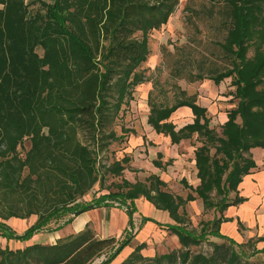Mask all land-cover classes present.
<instances>
[{
    "label": "trees",
    "instance_id": "1",
    "mask_svg": "<svg viewBox=\"0 0 264 264\" xmlns=\"http://www.w3.org/2000/svg\"><path fill=\"white\" fill-rule=\"evenodd\" d=\"M36 3L39 8L31 10ZM178 4L179 0H0V236L29 240L52 221L61 220L50 229L54 231L72 216L100 207H123L133 227L134 200L143 196L168 213L174 223L166 227L183 248L145 257L141 242L120 264H252L243 255L242 243L221 235L219 225L228 220L222 215L228 206L245 200L238 185L256 167L251 148H264V0H213L207 13L218 14L224 27L218 44L227 64L204 70L198 63L193 73L179 60L173 69L175 76L190 82L207 78L219 84L231 78L238 101L226 112L220 134L210 126L207 108L192 96L169 106L150 105L147 123L172 144L196 134L201 142L194 150L199 183L193 187L182 178L190 189L182 198L150 174L144 181L123 179L117 191L84 199L101 181L99 154L128 131L121 127L117 134L113 125L122 106L133 99L134 87L145 80L137 68L149 54L147 34L165 24ZM251 46L253 55L248 56ZM186 67L187 75H181ZM180 106L191 109L193 121L177 128L169 118ZM25 138L30 145L21 156L18 147ZM126 162L124 156L106 170L120 174ZM171 162L153 160L163 169ZM231 192L234 196L229 198ZM196 198L205 209L220 212L199 234L185 227V215L179 212ZM31 215L37 218L22 233L5 222ZM148 221L157 223L147 216L140 223ZM207 235L226 241L212 243L208 254L191 252L189 247ZM130 240L129 234L114 247L115 237L99 238L86 224L55 243L0 247V264H92L102 253L106 258L99 264H110Z\"/></svg>",
    "mask_w": 264,
    "mask_h": 264
},
{
    "label": "rangeland",
    "instance_id": "2",
    "mask_svg": "<svg viewBox=\"0 0 264 264\" xmlns=\"http://www.w3.org/2000/svg\"><path fill=\"white\" fill-rule=\"evenodd\" d=\"M49 1V0H44ZM213 0H179L175 11L170 15L167 22L157 29H153L148 32V49L149 54L144 62H142L137 68L144 75V82L138 84L133 90V99L128 105H123L122 110L119 112V116L115 120L113 129L117 134H121V127L127 129L124 131L121 141L112 142L109 147L99 154V170L102 175L100 183L96 184L92 192L84 196V199L89 200L95 193L98 196L103 193L117 191L119 185H121L123 179L134 178L135 180L144 181L149 175L150 171L146 168L147 153L144 151L142 145H129V139H150L152 136H147L150 125L147 124V115L149 113L150 105L155 104L157 106L171 105L177 103L180 100L194 97L196 103L200 104L201 101H206L212 106L217 104L218 112L225 113L229 109L234 108L238 99L234 96L235 87L231 85V78H225L219 84H215L212 80L204 78L195 81H187L185 77H178L173 74V69L177 61H186L190 70L196 73L198 63H203V68L206 70L210 66L218 65L220 68L226 65V60L223 57V53L219 47V42L223 40L225 35L224 27L219 23L218 14L213 13L209 15L207 13L208 7ZM219 2V1H216ZM38 4L30 5L31 10H36ZM43 11L42 8H40ZM138 38L141 37V33L135 34ZM264 48V45H263ZM253 46L248 51V56L253 55ZM39 54L42 53L40 48L37 49ZM189 60V62H188ZM188 67V66H187ZM187 67L183 69L181 75H187ZM212 122L210 126L213 127L219 134L221 131V123L219 116L213 118V114L210 115ZM151 134V131H149ZM163 134L159 133L158 136H154L152 139H163ZM167 137V136H166ZM199 139L196 134L188 138L186 144L182 146V149L195 145ZM200 142V141H199ZM29 140L25 138L21 145L18 147L21 156H24L25 151L29 148ZM124 156L128 158L125 169L120 174H114L107 171L108 165L114 161L121 160ZM183 159L179 160L178 168L175 163L170 164L167 168L163 169L166 172L167 180L165 189L171 192L175 196H181L184 198L189 188L183 186L180 182V177L184 171L187 173V181L191 182V175L189 173L191 167V158L189 153L185 152ZM176 166V167H175ZM181 168V169H180ZM196 168V167H195ZM191 185V184H190ZM194 194V193H193ZM234 193L229 194V198H232ZM143 196H140L141 198ZM144 198V197H143ZM148 201V200H147ZM117 203H114L116 205ZM118 208V207H117ZM125 212V209L119 208ZM144 212V209H140ZM159 210L165 220L153 223V226L146 227L140 223L139 214L133 213V227L127 226L121 236L115 238L113 243L114 247L118 245L121 239L128 237L130 239L138 237L137 239L143 243V248L140 253L145 257H152L157 254L167 253L172 250L182 249L177 236L166 227L168 223H174V221L168 216V213L164 210ZM179 212L185 215V227L191 230L195 234H199L201 229H208L204 226L207 221L212 220L214 216H219L218 210L205 209L200 198H196L193 201H189L183 204L179 208ZM99 213H93L94 217L99 216ZM69 215L67 217H71ZM168 217V218H167ZM37 215H31L27 218L10 217L6 219L9 224L17 233H22L36 220ZM115 230H119L123 224V217L119 214L113 215ZM58 222L52 221L47 228H45L40 234L36 233L31 238H34L40 242H52L53 231ZM95 232L93 226H89ZM46 229L48 231H46ZM37 237V238H36ZM58 239H56L57 241ZM10 241V242H9ZM135 241V240H134ZM226 240L223 238H217L215 236L207 235L203 238L198 245H191L189 248L191 252H203L210 253L212 249V243H222ZM249 241V242H248ZM21 241L7 240L0 236V247L3 248L6 245L11 249L21 248L23 244H19ZM130 242V241H129ZM255 238L242 242L241 249L243 255L252 264H264V247H256ZM9 243V244H8ZM5 244V245H4ZM236 249H239L235 246ZM124 250V249H123ZM131 252V251H130ZM127 253L123 259L118 263L120 264L129 254ZM110 253V252H109ZM123 254V251L119 253L117 257ZM100 256L95 258L92 264H99ZM100 261V262H99ZM103 261V260H102ZM136 264H142L141 261H137Z\"/></svg>",
    "mask_w": 264,
    "mask_h": 264
},
{
    "label": "crops",
    "instance_id": "3",
    "mask_svg": "<svg viewBox=\"0 0 264 264\" xmlns=\"http://www.w3.org/2000/svg\"><path fill=\"white\" fill-rule=\"evenodd\" d=\"M200 105L207 108V114L214 115L213 118H216V115L219 116L220 123L222 124L227 119L226 112L222 114V112H218L219 109L217 104L213 106L206 101H201ZM211 118V116H210ZM170 121H172L177 128L185 125L186 123L193 121V114L191 109L187 106L178 107L170 116ZM213 120V119H212ZM210 119V122H212ZM148 124V123H147ZM149 126V124H148ZM151 134L147 136H152L150 139H129V145H142L145 154L146 168L150 171V174H155L160 177L164 182H168L166 176V172L163 171L164 175H161L163 168L157 167L153 164V160H159L164 165L166 161L169 159L172 160V163L178 168L179 160L183 159V155L185 152L189 153L191 158V167L189 173L192 177L191 184L195 187L199 183V179L196 176V168L194 161V150L197 146L201 144V142H197L195 145H190L186 148L182 149L188 139H182L179 143L172 144L170 138L167 136H163L159 139H152L154 136H158L159 133H156L152 127H148ZM252 157L256 163V167L251 170L250 173L243 176L242 181L238 185L239 196L245 198V200L237 205L228 206L223 212L222 215L228 220H224L219 225V233L224 237H229L236 241L237 243L245 242L249 239L255 238L257 240L256 247L263 248L264 247V148L261 147H253L251 148ZM160 153L161 156L158 157L157 154ZM167 165L165 168H167ZM175 166V167H176ZM168 169V168H167ZM181 169V168H180ZM187 178V173L184 171L181 177ZM180 179V180H181ZM131 182L136 181L134 178L129 179ZM187 180V179H186ZM188 182V181H187ZM134 205L136 207L137 214L142 212L140 209H144L142 214L138 216H147L153 218L155 221L160 222L165 220L161 214L159 215V210L155 208V206L147 201L145 198H137L134 200ZM99 213L100 215L97 217L93 216V213ZM134 212V213H135ZM119 214L123 217V224L119 228V230H115L113 215L116 216ZM134 215V214H133ZM168 218V217H167ZM133 219V216H132ZM5 222H9L8 220ZM164 222H169L165 220ZM133 223L134 220H133ZM93 226L95 230V234L99 238H108L115 237L118 238L124 232L125 228L128 226V216L127 214L117 208V207H100L95 209H90L80 213L77 216H72L71 220L67 224H63L61 228L53 231V241L49 243H55L56 239L63 238L70 234L76 233L82 230L85 225ZM146 227L153 226V222L148 221L145 224ZM40 234V233H38ZM37 238V237H36ZM138 237H132L129 244L125 246L122 250L123 254L119 257L115 258L110 264H118L123 257L132 251L136 245L141 243ZM219 238V237H217ZM135 240V241H134ZM10 242V241H9ZM34 242H40L35 240L34 238H30L29 240H25L19 242V244H23L21 248L26 245L32 244ZM46 243V242H40ZM9 244V243H8ZM5 245V244H4ZM121 253V252H120Z\"/></svg>",
    "mask_w": 264,
    "mask_h": 264
},
{
    "label": "built area",
    "instance_id": "4",
    "mask_svg": "<svg viewBox=\"0 0 264 264\" xmlns=\"http://www.w3.org/2000/svg\"><path fill=\"white\" fill-rule=\"evenodd\" d=\"M105 258H106V254H105V253H102V254L100 255V259H101L100 261H102V260L105 259ZM100 261H99V262H100Z\"/></svg>",
    "mask_w": 264,
    "mask_h": 264
}]
</instances>
